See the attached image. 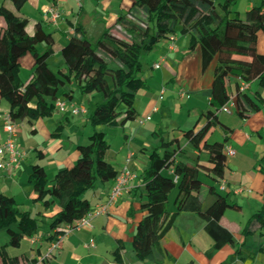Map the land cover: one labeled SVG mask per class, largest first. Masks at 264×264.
<instances>
[{"label":"trees","instance_id":"1","mask_svg":"<svg viewBox=\"0 0 264 264\" xmlns=\"http://www.w3.org/2000/svg\"><path fill=\"white\" fill-rule=\"evenodd\" d=\"M10 1L15 11L4 4L0 6V17L4 21L0 27V97L10 104L11 119L15 122L28 119L32 123L51 118L58 110L61 96L73 100V91H63L72 83L83 95L103 94V101L95 105L88 118L93 127L90 142L78 145L75 164L58 171L51 187L46 169L40 164L33 165L30 183L36 194L34 202L41 203L45 210L57 204L60 210L56 214L33 217L29 211H23L14 198L0 195V232L5 230L10 237L9 245L0 246L1 264L28 262L24 255L12 256L8 247L20 248L26 237L44 228L55 231L53 236L44 237L45 241L53 242L66 236L63 227H75L91 211L86 194L94 190L98 182L116 180L119 172L106 160L110 150L107 134L98 127L117 128L137 120V95L148 89L143 79L142 58L178 30L189 37L188 52L200 50L203 72L216 63L212 87L204 93L210 98V107L201 113L200 118L206 119L205 125L198 130L195 126L183 130L182 140H167V133L161 129L152 133L158 145L150 154L149 167L141 175L144 190L140 207L145 215L136 226L133 251L140 262L162 264L166 254L161 240L182 212H194L206 222V231L213 239V251L232 245L241 260L254 258L264 251L262 234L257 233L264 230V204L242 230L244 241L239 246L233 234L220 223L228 209H238L239 205L229 203L216 186L211 185L207 186V192L215 195L216 200L204 210L202 189L205 184L201 178L204 175L215 182L225 178L224 149L233 130L220 122L218 115L222 108L233 102L236 114L247 120L264 104L259 93L241 90L242 84L256 80L264 87V54L258 51V35L264 33V1L242 18L235 10L238 0H135L131 9L117 19V26L125 37L114 34L112 28H105L102 35L92 41L83 28L76 27L61 52L67 71L57 72L48 64L54 55L53 35L46 31L42 21H36L32 33H27L30 20L17 13L29 0ZM28 54L35 63L32 79L26 83L20 73L21 59ZM232 78L240 81L236 84L235 97L229 91ZM215 127L225 132L222 142L208 140L209 132ZM63 128L59 125L52 137L59 138ZM187 148L197 153L196 158L187 155ZM38 158L43 159L42 151ZM259 170L264 175V157ZM174 191L175 210L169 211V198ZM122 250L123 245H120L115 251L118 264H123Z\"/></svg>","mask_w":264,"mask_h":264},{"label":"crops","instance_id":"2","mask_svg":"<svg viewBox=\"0 0 264 264\" xmlns=\"http://www.w3.org/2000/svg\"><path fill=\"white\" fill-rule=\"evenodd\" d=\"M44 1L41 4L43 7V17L36 19L34 23L42 21L46 31L51 33L55 39L54 55L48 60L49 67L53 71H56L51 64L55 58L58 59V69L67 71L65 61L61 60V57L59 59L58 56H62V49L75 34L76 27L83 28L87 36L88 32L94 30L96 27L95 30L98 32V38L102 35L105 28H112L115 34L116 28H119L117 26L118 17L128 12L135 0ZM4 3L5 0L2 1V4ZM257 5V2L249 0L245 5L244 13L238 12L244 18L247 11ZM50 8H54L60 12V17L56 22L53 21L50 13L47 12ZM11 10L15 11V9ZM0 24L4 25L3 18L1 17ZM32 31L28 33H32ZM58 37L60 38V42ZM171 38L165 39L160 43V46H162L159 50L160 54L150 64L151 69L144 71L143 79L146 80L148 89L138 93L136 103H139V106H136L135 103L138 114L135 122L138 121L139 125L144 126L146 122L155 121L154 130L148 132L140 129L136 132L134 129L128 127L129 122L124 126L117 127L115 130H117L116 132L124 142V146L122 147L123 155H120L121 152L119 150L116 154H113V160H108L111 149L106 155V160L115 167L119 174L124 170H130L136 173L137 179L110 206L109 212L98 215L92 221L90 227L75 230L61 239L60 237L55 239L53 242L45 241L44 237L53 236L55 231L44 228L37 234L26 237L20 248L9 246L8 251L12 256L21 257L24 255L28 259V262H22L21 264H118L115 260V251L120 245H123L121 252L123 264H147L137 259L133 249L129 253L128 246L129 244L132 245L136 226L145 215L140 207L141 192L144 190L141 183V175L149 167L150 154L158 145V140L152 137V133L156 129H161L167 132V140H172L173 138L182 140L183 130L193 128L194 126L198 130V127L201 129L205 125L206 121L203 122L204 118L200 117L201 113L210 107V98L204 93L212 87L216 65L215 62L212 63L203 72L200 50L196 49L193 52H188L189 37L181 35L178 30ZM258 51L264 54L263 32H260L258 35ZM27 56L29 54L21 59L20 73L21 79L26 83L32 79L35 63L33 57L32 59H27ZM160 61H163L162 65L165 64L168 68L163 73L160 72L163 66L158 70L154 68L155 63ZM169 61L173 63L170 64ZM23 75H26V79L23 78ZM238 83L240 81L237 78H232L229 85L232 97H235L236 84ZM70 87V89H64L63 91H73V100H69L66 97V101H63L61 98L58 100L68 104V108L64 113V122L60 123V125L64 126L61 136L59 138L52 137V134L56 133L55 130L51 134V137L47 138L49 147L46 150H41L38 146H34L32 135L25 137L23 136V134L26 135L25 131L23 133L18 132L16 143L25 152V157L21 160L19 167H7L0 171V195L4 194L14 198L20 208L23 211H29L33 217H51L60 210L57 204L49 210H45L41 203L34 202L36 194L33 185L30 183L33 165H42L48 173V178L50 174L56 175L62 169L71 168L78 159L79 153L77 147L80 145V139L82 138L70 137V139H75V141L72 142L69 152L62 155L61 152L63 150L59 151L63 149V144L61 145L62 134L66 130V125H72L75 119L78 120L75 123L78 128L76 133L78 135L80 134L79 130L81 126L87 128L90 125L88 119H86L88 110L86 114L79 115H75L71 111L72 107L78 104L75 98V84H70ZM170 87L171 94L175 96L174 99H178L181 102V109L175 118H172V115L168 114L169 106L162 103ZM247 91L250 94L259 93L264 101V87L260 85L259 80L248 84ZM181 92H184L185 96H181ZM9 112L10 104L0 97V115H5ZM54 116L55 114L51 118ZM218 116L222 124L233 130L228 135L229 140L226 146H230L235 151V154L227 157V169L223 180L215 182L204 175H201V178L206 187L215 185L217 191L225 196L229 203L239 205L240 208L238 209H228L220 223L233 234L237 244L240 246L244 241L242 230L248 220L264 204V175L259 170L260 161L264 157V104L261 105L259 112L253 114L247 120L241 119L233 107L229 113L220 111ZM166 119L169 120L167 130L164 128ZM41 120H38V122ZM24 121L16 122V132L21 129ZM4 126V120L0 118V145L7 139ZM86 131V133H81L82 137H90L92 135L90 134V129ZM31 132L35 137L39 136L37 129L33 128ZM142 134L145 136L144 138H142ZM224 137L225 132L220 127L213 128L208 134L210 142H222ZM150 138L153 140H149ZM187 150L189 157L196 158V152L189 148ZM39 151H42L43 159L38 158ZM33 154H36L35 158ZM0 162H9L8 157H0ZM114 183L115 181L101 183L99 187L96 185L94 190L86 194V198L91 203V210L97 209L107 202ZM223 183L226 185L225 190L221 188ZM172 196H174V206L176 191L170 195L169 203ZM202 197V207L204 210L216 200V196L208 192H202ZM30 206L32 208L28 210ZM174 210L169 209V211ZM130 212L133 213L130 215ZM232 219H239L240 236H237L232 230ZM4 231L2 230L0 235ZM257 233L262 234L261 241L264 242V230H260ZM6 234L8 233L6 232ZM27 239L30 241L28 242L29 246L25 249L24 243ZM9 241L10 238H6L2 245H9ZM161 246L166 254V258L162 264H215V259L223 254L222 252L231 254V260L230 262H221L219 264H264V251L254 258L246 260H241L236 256V248L232 245H226L218 251H213V239L206 231V222L194 212H182L177 216L173 228L161 240ZM128 253L132 261L130 259L128 261L126 257ZM180 253L186 256L185 262L179 261L178 255Z\"/></svg>","mask_w":264,"mask_h":264},{"label":"rangeland","instance_id":"3","mask_svg":"<svg viewBox=\"0 0 264 264\" xmlns=\"http://www.w3.org/2000/svg\"><path fill=\"white\" fill-rule=\"evenodd\" d=\"M3 1V0H2ZM2 1H0V6L2 5ZM249 0H238V3L235 7V10L236 11H240V12H243L244 13V10H245V5L247 4ZM251 1H255L258 3V5H261L262 4V0H251ZM45 1L44 0H29L25 6L21 9V11L19 12L20 14L24 15L25 17H27L28 19H30V23L26 29V32H31L33 30V23L36 19L38 18H42L43 15V7L41 4H43ZM4 5L8 8H11V9H14L13 7V4L10 0H5V3ZM17 13V14H19ZM0 26H2V24H0ZM96 29V27H95ZM90 30L88 32V36H89V39L92 40V41H95L97 40L98 38V32L96 30ZM51 31V30H50ZM116 35L120 36V37H125L126 35L120 30V28H116ZM58 40L60 42V38L58 37ZM160 46L154 50L153 52L151 53H148V54H145L142 58V61H143V65H144V71H149L151 68H150V64H152V62L157 58V56L160 54ZM41 49L44 48V45H41L40 46ZM28 58L27 59H32V56L29 54V56H27ZM59 59L61 57V60L64 61L63 59V56L59 55L58 56ZM57 57V58H58ZM170 64H172L173 62L172 61H169ZM52 67L54 68V70H56V72L59 70L58 69V59H55L52 61ZM163 68L160 70L161 73L165 72L166 70H168L167 66L162 65ZM62 70V69H61ZM159 73V72H158ZM23 78L26 79V75H23ZM70 84H68L64 89H70ZM63 89V90H64ZM75 92H76V103L78 104L77 106L78 107H81V106H84L87 108L88 110V115L86 116V119L89 118V116L93 113L94 109H95V105L99 102H102L103 101V94L101 93H98V92H94L92 94H89V95H83L81 94L80 90L78 89V87L75 85V88H74ZM171 90V87L168 89V92L167 94L165 95V99L162 100V103H164L165 105H168L169 106V109H168V114L172 115V118H175L177 115H178V112L179 110L181 109V102L178 100V99H174V95L171 94L170 92ZM68 92V91H67ZM70 92V90H69ZM63 101H66L65 97L64 96H61L60 97ZM136 106H139V103L137 104L136 103ZM72 111V110H71ZM64 113L65 111H61V110H57V112L55 113V116L53 118H46V119H42L41 121L38 122L37 121H32L29 122L28 119H26L23 124L21 125V129H19L17 131V133H23L25 131V134H23V136L27 137V136H30L32 135L33 137V142H34V146H38L39 148H41V150H46L48 147H49V143L47 141V138L51 137V134L53 132H55L56 128L60 125V123L63 121L64 122ZM77 119H75L74 123H72V125H66V130L64 131V133L62 134V143L61 145L63 144V149H60L59 151L63 150L61 152L62 155L66 154L69 152V149H70V146L72 145V142L75 141V139H70L71 138H82L80 139V144H88L90 141H89V137H82V132H87L86 130L87 129H90V134L93 133V127L91 125H88L87 128H85L84 126H81L80 128V134H76L77 131H78V128H77V125L75 123H77ZM206 121V119L204 118L203 119V122ZM21 123V122H20ZM169 123V120L166 119V121L164 122V128L165 130H167V124ZM19 125V126H20ZM128 127L134 129V131L138 132L140 129H142V131H148V132H152L154 130V127H155V121L153 122H146V124L144 126L142 125H139L138 121L135 122V121H131L129 122L128 124ZM35 128L39 131V136L38 137H35V135L32 134L31 130ZM117 128H110L108 126H100L98 127V130L99 131H103L107 134V141L110 145V154H109V157H108V160H113V154H116L119 150H120V155L122 156L123 155V146H124V142L122 140V138H120L119 134L116 132L117 130H115ZM199 129V127L197 128ZM166 132V131H165ZM167 133V132H166ZM143 135V134H142ZM88 136V135H87ZM35 137V138H34ZM145 136L143 135L142 138H144ZM149 140H153L152 138H150ZM72 148V147H71ZM57 151V152H59ZM34 155V158L36 157V154H33ZM120 164V163H118ZM56 174V173H55ZM54 174H50L49 178H48V186L51 187L52 185V178H54ZM204 177V176H203ZM98 187L101 185V182H98ZM202 192H207V187L204 186L203 189H202ZM173 198L174 196L171 197L170 199V203H169V209L170 210H174V206H173ZM29 209L28 210H31V206L28 207ZM232 230L234 231V233L237 235V236H240V223H239V219L237 220H233L232 219ZM6 238H10L8 234H6V232H2V234L0 235V245L3 244L4 240ZM30 240L27 239L26 242L24 243V247L25 249H27V247L29 246L28 245V242ZM132 245L129 244L128 246V252L131 253L132 251ZM127 254L126 257L129 261V259L131 260L130 258V254ZM223 254L219 255L216 259H215V264H219L221 262H230L231 260V254H227V253H224L222 252ZM134 257V256H133ZM212 257V256H211ZM178 258H179V261L180 262H185L186 261V256L185 255H181V253L178 255ZM134 259H136L134 257ZM132 261V260H131ZM139 263V262H138ZM1 264V262H0ZM134 264V263H133Z\"/></svg>","mask_w":264,"mask_h":264},{"label":"built area","instance_id":"4","mask_svg":"<svg viewBox=\"0 0 264 264\" xmlns=\"http://www.w3.org/2000/svg\"><path fill=\"white\" fill-rule=\"evenodd\" d=\"M50 13L54 22L60 17V12L56 11L54 8H50L47 10ZM172 39V38H171ZM162 62L155 63L154 68L156 70L162 67ZM248 88V84H242L241 90H246ZM181 96H185L184 92L180 93ZM58 110L66 111L68 108V104L66 102L58 101L57 102ZM234 108L233 102H229L226 106L222 108L223 112H230L231 108ZM72 112L75 115L86 114L87 108L73 106ZM0 118L4 120V128L7 133L6 141L0 145V157H8L9 162H0V171L6 169L7 167L17 168L20 165L21 160L25 157V152L22 151L17 143V123L13 121L10 117V114L7 113L5 115H0ZM143 123V122H141ZM226 156H233L235 151L230 147L226 146L225 149ZM137 179V175L135 172L130 170L122 171L115 180V183L108 195L107 202L99 206L97 209L91 210L86 217L81 219L75 224V227L67 225L64 227L65 231L68 233L74 232L75 230H79L84 227H90L92 225V221L100 214H105L109 212V208L113 205L122 195L123 193L129 189L131 183ZM221 188L223 190L226 189L225 183L222 184ZM63 236H60V239Z\"/></svg>","mask_w":264,"mask_h":264}]
</instances>
